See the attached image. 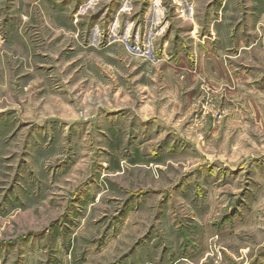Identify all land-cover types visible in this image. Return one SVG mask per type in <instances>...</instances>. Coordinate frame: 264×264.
I'll return each instance as SVG.
<instances>
[{
  "label": "rangeland",
  "instance_id": "rangeland-1",
  "mask_svg": "<svg viewBox=\"0 0 264 264\" xmlns=\"http://www.w3.org/2000/svg\"><path fill=\"white\" fill-rule=\"evenodd\" d=\"M0 264H264V0H0Z\"/></svg>",
  "mask_w": 264,
  "mask_h": 264
}]
</instances>
